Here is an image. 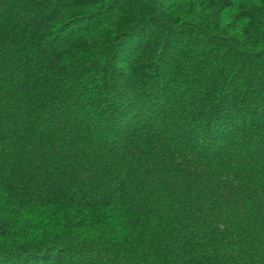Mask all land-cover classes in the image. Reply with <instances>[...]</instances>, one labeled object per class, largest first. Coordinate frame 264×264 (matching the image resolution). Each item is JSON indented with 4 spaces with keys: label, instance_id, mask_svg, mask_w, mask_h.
<instances>
[{
    "label": "trees",
    "instance_id": "trees-1",
    "mask_svg": "<svg viewBox=\"0 0 264 264\" xmlns=\"http://www.w3.org/2000/svg\"><path fill=\"white\" fill-rule=\"evenodd\" d=\"M0 264H264V0H0Z\"/></svg>",
    "mask_w": 264,
    "mask_h": 264
}]
</instances>
